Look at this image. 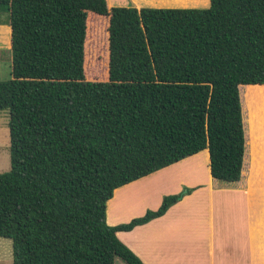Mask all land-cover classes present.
Masks as SVG:
<instances>
[{
	"label": "trees",
	"instance_id": "trees-1",
	"mask_svg": "<svg viewBox=\"0 0 264 264\" xmlns=\"http://www.w3.org/2000/svg\"><path fill=\"white\" fill-rule=\"evenodd\" d=\"M0 13L12 31V77L0 80L11 139L0 237L12 239L14 264H146L117 233L163 216L194 188L111 225L117 188L205 149L214 178L240 180L253 140L248 102L264 87V0H0ZM102 16L107 80L87 74L90 26Z\"/></svg>",
	"mask_w": 264,
	"mask_h": 264
},
{
	"label": "crops",
	"instance_id": "crops-1",
	"mask_svg": "<svg viewBox=\"0 0 264 264\" xmlns=\"http://www.w3.org/2000/svg\"><path fill=\"white\" fill-rule=\"evenodd\" d=\"M111 2L112 0H108L110 5L114 4ZM131 4L137 8H206L210 6L211 0H131ZM7 18L8 16L0 19V54L10 56L12 31L6 23ZM205 150V171L197 161V165H193V162L185 165V158L183 164L176 162L122 188L127 189L154 176L163 181L160 185L164 186L167 177L172 176L165 172L180 164L183 168H179V171L196 169L201 172H197L194 179L191 175H183V180H178L174 190L170 189V192L179 193L185 187L194 188L163 216L138 225L131 231L117 233L146 264H264V150H253V147L249 150L247 146L242 175L235 182L221 181L212 176L209 150ZM188 159H193V155ZM198 165L201 166L197 169ZM120 190V187L117 188L116 198L108 201H111L108 204L110 209ZM164 192L161 191V196H158L155 209L161 205ZM193 200L195 226L189 227L183 225L185 217L173 216L172 213ZM148 206L150 205L146 203L141 212L127 219L108 216L107 221L112 225L129 222L135 216L143 215L150 209ZM121 232L129 235L124 238Z\"/></svg>",
	"mask_w": 264,
	"mask_h": 264
},
{
	"label": "rangeland",
	"instance_id": "rangeland-1",
	"mask_svg": "<svg viewBox=\"0 0 264 264\" xmlns=\"http://www.w3.org/2000/svg\"><path fill=\"white\" fill-rule=\"evenodd\" d=\"M197 1V0H194ZM112 2L114 4H112ZM111 4H109V8L113 6H133L131 4V0H112ZM166 7V6H163ZM95 16V15H94ZM7 17V14L0 13V19H4ZM94 18V17H93ZM108 26H109V17H95L90 26L91 30V41L88 46V59H87V69L88 76L95 77V79L99 80H107L108 79V56H109V47H108ZM11 55H7L5 53L0 54V80H8L12 77V53ZM92 71H97L100 75L92 73ZM245 91V88L240 89L241 92ZM242 102V99H241ZM249 107L251 113V121L253 123V140L251 141V145L253 150H264V87L256 88V91L250 97ZM244 119V116H243ZM9 111L8 110H0V173L7 172L11 168V151H10V127H9ZM246 137V134H245ZM208 150V149H207ZM247 150V146H246ZM206 150H203L195 155H193V159H188L184 161L185 165L192 164L197 165L199 162L204 171L206 170ZM206 159V160H205ZM185 160V159H184ZM182 162L183 160L179 161ZM202 162V163H201ZM196 163V164H195ZM200 165V166H201ZM198 165L197 169L200 167ZM183 168V165H178L176 167H171L165 173L171 174L172 176L167 177L165 185L161 186L160 183L163 181H159L156 176L146 179L141 183H137L132 187H127V189L122 190L123 187H120V191L117 195V199L114 200L112 205V209H110L108 203L107 208V220L108 216L110 218H118L127 219L132 215H136L144 208L145 204H149L147 208L155 209L157 206L158 196H161V191H165L162 194V197L165 195L175 194L177 192H170L174 190L176 183L181 178L183 180L184 176H192L193 179L195 174L201 173L196 169H189V172L179 171V168ZM183 188V187H182ZM184 190V189H183ZM182 190V191H183ZM186 190V189H185ZM181 192V190H180ZM112 198H116V191ZM192 208V209H191ZM195 209H194V200L191 202L184 203L181 207L177 208L172 215L184 218V224L189 227H194L195 225ZM138 216V215H137ZM140 216V215H139ZM136 217V216H135ZM111 220V219H110ZM130 221V220H129ZM128 222V221H126ZM109 223V222H108ZM122 223V222H120ZM124 223V222H123ZM110 224V223H109ZM112 225V224H111ZM123 237H127L129 234L127 232H121ZM0 264H14L13 259V242L12 239L3 237L0 239ZM116 264H126L120 258H117Z\"/></svg>",
	"mask_w": 264,
	"mask_h": 264
}]
</instances>
